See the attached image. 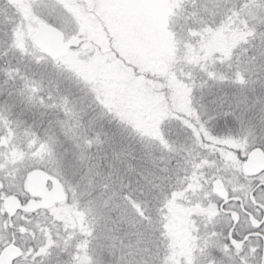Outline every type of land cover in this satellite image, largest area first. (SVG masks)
Listing matches in <instances>:
<instances>
[{
  "label": "snow or ice",
  "instance_id": "snow-or-ice-1",
  "mask_svg": "<svg viewBox=\"0 0 264 264\" xmlns=\"http://www.w3.org/2000/svg\"><path fill=\"white\" fill-rule=\"evenodd\" d=\"M0 264H264V0H0Z\"/></svg>",
  "mask_w": 264,
  "mask_h": 264
}]
</instances>
